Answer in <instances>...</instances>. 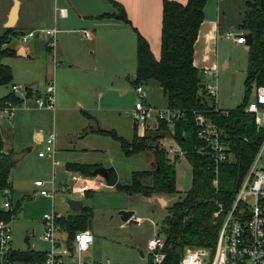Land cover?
Returning a JSON list of instances; mask_svg holds the SVG:
<instances>
[{"label": "trees", "instance_id": "1", "mask_svg": "<svg viewBox=\"0 0 264 264\" xmlns=\"http://www.w3.org/2000/svg\"><path fill=\"white\" fill-rule=\"evenodd\" d=\"M116 12L103 13L98 17H113L122 20L137 35L136 61L137 69L134 85L155 80L163 89L169 107L185 110L187 113L173 127L160 121L151 129L168 133L173 144L186 152V157L193 167L192 185L186 195L180 197L168 207V214L160 227V234L166 239L165 264H179L184 250L188 246L215 245L224 211L231 205L240 182L250 167L254 157L264 142V129L255 123V116L246 112L249 100L250 85L256 82L264 85V6L261 0H247L246 12L239 25V32L252 33L253 41L248 51V68L246 78L245 99L237 108L228 109L229 113L215 111L214 101L201 87L203 70L194 64L195 43L201 23L205 18V6L208 0H163V18L161 32V54L156 57L147 38L133 25L123 5L111 0ZM15 27H8L0 36V86L13 81L10 65L2 59L6 55H16L17 51L5 47L12 36L20 35ZM30 89L29 94L32 93ZM36 94V93H35ZM208 97L211 102L208 101ZM7 101L19 102L12 93L0 97V107ZM194 109L204 110L207 116L216 121L226 134L225 140L230 145L234 158L219 167V183H213L214 171L207 154L199 149L205 141L197 135ZM131 139L120 135L115 129H97L108 134L120 143L125 155L152 150L155 165L151 169L133 172L129 184L117 183L116 186L133 194L144 196L175 195L177 189L176 162L177 156H168V150L161 146L164 135L149 136L147 131L138 135L137 125ZM158 145V147H156ZM12 151H5L0 136V194L11 186L10 178L14 164L11 163ZM97 165L70 163L68 169L78 171L86 176H93ZM12 187V186H11ZM91 191V190H90ZM87 191L86 194H89ZM218 203L224 210L215 216ZM20 206L14 207L18 211ZM13 211V212H14ZM12 211H5L0 206V219H8ZM91 209L84 206L79 212L59 218L69 238H73L79 230L89 229ZM15 257L25 262H40L45 255L39 252H15Z\"/></svg>", "mask_w": 264, "mask_h": 264}, {"label": "crops", "instance_id": "2", "mask_svg": "<svg viewBox=\"0 0 264 264\" xmlns=\"http://www.w3.org/2000/svg\"><path fill=\"white\" fill-rule=\"evenodd\" d=\"M16 1H18L17 17L12 27H15L19 33L41 26L53 25L58 27L59 32L55 57L50 54L47 40L31 39L32 42L42 40L47 52L46 64L43 65L42 72L47 79L49 78L51 60L54 63L57 76L55 108H38L34 106V101L30 98L27 101L29 105L18 108L19 110L11 119L6 113L0 111V136L5 151L14 153L29 149V152L14 164L12 171L24 168L29 163L27 160L30 152L34 149L31 160L35 162L37 168L52 167L54 164L52 158L41 157L38 154L44 149L45 136L51 131H54L57 136L55 160L58 163L53 167L63 166L64 172L70 173L72 171L68 169L70 163L104 166L105 164L94 155V152L102 149V136H111L96 130L99 128L115 129L113 125L102 124L100 115L104 113L106 117L113 118V111L117 112L122 108V100L128 97L126 95L134 92L130 88L134 87L133 81L137 69L135 31L120 19L98 17L103 13L116 12L111 0H9L6 17L3 21L4 29L3 33L0 32L2 33L0 36L8 28L7 24ZM115 1L123 5L133 25L149 41L155 56L160 57L163 0ZM177 1L187 2V0ZM212 4L210 0L207 1L205 18L201 23L195 43L194 64L201 70L215 68L219 64V46L224 29L221 25L218 5ZM60 7L67 8L66 16L59 14L57 8ZM85 31H88L90 35L86 36ZM225 31L228 32V29ZM16 37L19 38V35ZM12 39L10 38L5 47L16 50V55L26 56L37 48L36 42L27 45V48L15 46L12 44ZM27 57L32 58L31 56ZM118 77H120V81H118ZM17 80L29 84L28 86L36 95H41L39 89L32 86L34 81H38L36 78L27 75L18 77ZM9 93L11 92L0 97ZM126 110L130 112L131 109L127 108ZM147 126L149 125H144L143 129ZM137 133L143 136L144 130L143 133H140L137 128ZM15 180L14 183L12 177L10 178L13 195L26 196L28 188L22 184V176L18 175ZM35 185L39 187V185ZM153 197L159 201L162 199L158 195H153ZM17 206H20L19 212L24 210L20 199L14 201V207ZM41 220L43 230L44 223L43 219ZM33 235H35V229L30 228L24 240L29 243L30 237ZM42 235L40 240H43ZM67 235V232L61 233L64 239ZM95 243L94 237L92 245ZM92 245L85 251L87 253L85 255L91 260H104L93 258L88 253ZM13 248L15 252L31 251L45 255L49 247L47 244L43 249L30 245L27 248H22L13 242ZM141 255L147 262L145 251L141 250Z\"/></svg>", "mask_w": 264, "mask_h": 264}, {"label": "rangeland", "instance_id": "3", "mask_svg": "<svg viewBox=\"0 0 264 264\" xmlns=\"http://www.w3.org/2000/svg\"><path fill=\"white\" fill-rule=\"evenodd\" d=\"M210 1L213 3L212 5H218L221 25L224 31L221 35L219 46V64L217 67L211 68L214 71L216 70V77L208 78V82L218 85L217 100L220 107L224 104L226 109H235L244 101L247 89L248 51L246 44H238L234 39L239 33V25L246 12L247 0ZM8 2L9 0H0V32L4 29L3 21L6 17ZM226 29L233 32V35L226 36ZM11 38H13V45L24 48L36 42L31 40L22 42L15 35ZM35 44H37V48L33 53H29L26 56L6 55L2 59L4 63L11 66L14 78L8 85L0 86V96L11 92L13 84L29 85L18 81V77L29 75V77L36 78L38 81H34L35 83L32 86L39 89L42 96L46 94L48 82L52 78L55 83L57 82L52 60L49 78L47 79L46 75H43V65L46 64L45 56H47V52L44 49L42 40ZM48 58H50L49 55ZM117 79L118 81L121 80L120 77ZM144 87L148 94L149 103L160 108H167L166 96L155 80L148 81ZM257 88L256 82L251 83L249 100L255 99ZM130 89L134 92L126 95L128 97L122 100V108L117 112L113 111V118L106 117L104 113L100 115L102 124L113 125V128L127 139H131L134 135V120L131 113L138 99L135 87L131 86ZM208 101L211 102L209 97ZM127 108L131 109L130 112L126 110ZM137 128L140 133H143L144 130V134L149 130L147 132L149 136L164 135L161 139V146L165 150H168L173 145L172 138L168 133L151 129L150 125L143 129L141 124L137 125ZM101 146L102 149L94 152V155L100 158L99 160H102L105 164L104 167H113L116 170L119 177L118 182L121 184H129L132 181L133 172L151 169L155 165V157L150 149L127 156L123 152L120 143L109 136H102ZM262 149L263 153L258 162V167L264 169V143L260 151ZM34 150L28 156L27 161L29 163L24 168L13 170L11 175L14 183L16 182V177L21 175L22 184L28 188L26 196L13 195V200L17 201L20 199V204L24 207L22 212H17V216L12 222L14 229L13 242L22 248H27L30 245L34 248L43 249L47 244L49 247L48 242L40 240L44 231L41 228V219H43L45 213L53 210L64 216L73 213L74 211L70 208L68 199H75L81 200L84 206L91 209L89 220L92 221V227L90 230L95 237L96 243L92 245L88 253L93 258L109 259L117 264H144L146 260L142 258L141 250L145 251L146 254L148 241L160 230L164 218L168 214V207L180 197L186 195L192 185L193 167L190 160L184 155L176 162L178 192L175 195H158V197L165 200L163 202L153 196L131 194L116 185L110 186L100 175L91 176L94 188L89 192L90 194H73L69 189L73 184L70 180V173L64 172L63 166L53 167L54 164L48 169H38L35 162L31 160ZM168 156L171 157L169 154ZM37 180L42 181L44 186L37 187L35 185ZM53 184L54 189L57 190L53 198L41 194V189L53 190ZM3 202L4 196L1 193V207H3ZM122 210H133L135 212L134 217L140 216L142 220L139 222H126L122 219ZM30 228L35 229V235L30 237L31 239L28 243L24 239ZM85 254L87 253H83V258L90 259Z\"/></svg>", "mask_w": 264, "mask_h": 264}, {"label": "built area", "instance_id": "4", "mask_svg": "<svg viewBox=\"0 0 264 264\" xmlns=\"http://www.w3.org/2000/svg\"><path fill=\"white\" fill-rule=\"evenodd\" d=\"M61 16L67 15V8H57ZM59 29L54 26H42L22 32L19 38L22 42L39 38L47 40V45L52 55L56 56L57 35ZM85 35L90 33L85 31ZM226 36L233 35L228 31ZM238 44H246L245 33L239 32L235 36ZM205 89L214 101L215 111H222L225 114L229 110L224 106L220 107L218 97V85L208 82V78L216 77V70L204 69ZM145 83L134 85L138 99L132 109V118L136 125H150L156 127L160 121H165L171 127L186 115L185 110L167 106L160 108L148 102V94L144 87ZM27 85L13 84L11 93L17 96L20 101H7L0 111L6 113L10 119L13 118L18 108L28 106L27 101L32 98L34 106L38 108L54 109L56 85L54 79L48 82L46 94L36 95ZM246 112L255 116V123L264 129V85L257 88L254 100H250L246 107ZM197 128V135L205 141V146L199 149L202 154H207L212 162L214 171L213 183H219V167L224 162H229L234 158L230 145L225 140L224 129L214 120L207 116L204 110H192ZM56 133H47L44 139V149L38 154L41 157L47 156L54 160L56 155ZM264 143V142H263ZM263 145V144H262ZM262 147V146H261ZM261 149V148H260ZM263 149L258 151L250 167L244 174L240 185L236 191L234 199L228 209L224 211V217L219 228L217 239L213 247L188 246L185 248L179 264H264V169L258 167V162L262 157ZM168 154L172 157L186 155V152L176 145L168 149ZM70 180L73 184L69 187L73 194L84 195L92 190L93 179L78 171L70 172ZM37 185L44 186L42 181H37ZM41 194L54 197L57 190L49 191L41 189ZM4 196L3 207L5 211H12L8 219H0V264H117L109 259L91 260L83 258V253L87 251L94 242V235L90 229L79 230L73 238L67 235L64 239L61 233L66 232L64 226L59 222V218L64 215L52 211L43 216L44 232L43 240L49 243V248L45 257L40 262H25L15 257L13 248V220L18 211H14L13 190L11 186L6 187L2 192ZM224 210L222 203H218V210L215 216H219ZM14 211V212H13ZM138 222L141 218H137ZM166 239L159 231L148 241L147 262L144 264H165L166 260ZM140 264V263H132Z\"/></svg>", "mask_w": 264, "mask_h": 264}, {"label": "water", "instance_id": "5", "mask_svg": "<svg viewBox=\"0 0 264 264\" xmlns=\"http://www.w3.org/2000/svg\"><path fill=\"white\" fill-rule=\"evenodd\" d=\"M261 4L262 6H264V0H261ZM17 9H18V1H16V4L12 10L11 17L7 24L8 27L14 26L15 20L17 17ZM245 38H246V48L249 49L253 41L252 33H246ZM201 80H202L201 87L204 88L205 87L204 71L202 72ZM156 147H158V145H156ZM28 152H29V149H23L21 151L12 153L11 163L15 164L17 161L23 158V156H25ZM94 174L100 175L101 177H103L106 180L107 184L110 186L116 185L119 180L118 174L113 167L107 168L104 166H99L95 169ZM161 200L162 202L165 201L164 199H161ZM68 203H69L70 208L73 209V211L75 212L80 211L83 207V202L81 200L68 199ZM121 214H122V219L126 222H138L137 219L133 218L135 214L133 210H122ZM91 227H92V221L89 220V228Z\"/></svg>", "mask_w": 264, "mask_h": 264}]
</instances>
